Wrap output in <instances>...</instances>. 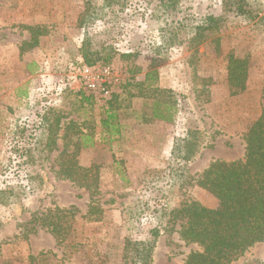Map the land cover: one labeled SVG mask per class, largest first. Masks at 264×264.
<instances>
[{"label":"rangeland","instance_id":"rangeland-1","mask_svg":"<svg viewBox=\"0 0 264 264\" xmlns=\"http://www.w3.org/2000/svg\"><path fill=\"white\" fill-rule=\"evenodd\" d=\"M156 3L129 0L124 13L82 23L101 0H0V189L21 191L16 203L0 204V264H130L125 237L146 239L156 216L162 228L152 264H183L190 251L200 249L170 230L167 214L158 210L168 212L189 200L216 206V199L194 179L215 159L241 157L242 135L264 110V21L227 14L199 42L189 41L190 33L182 36V43L170 47L155 65L158 86L171 89L176 99L172 120L153 116L156 97L129 98L119 91L120 132L112 140L99 127L104 102L91 96L85 100L89 95L75 82L81 43L88 37L96 46L112 47L108 64L122 74L120 90L131 82L133 65L139 70L133 79L141 80L153 57L149 43L158 35L149 19ZM177 10L175 17L218 15L220 0H180ZM29 27L40 33L34 46H29ZM229 53L247 58L246 87L235 95L226 82ZM124 89L137 91L134 85ZM47 108L56 110L52 119L63 116L50 147L44 144L49 130L42 114ZM69 120L77 132H65ZM188 127L204 130L205 146L188 165L191 178L181 186H166L172 142ZM24 152L30 163L28 181L19 158ZM63 162L97 164L99 189L92 193L62 178L58 169ZM90 202L101 209L100 219L85 216ZM55 206L71 212L64 219L70 229L62 244L28 223L34 214ZM250 259L264 260V242L233 264Z\"/></svg>","mask_w":264,"mask_h":264},{"label":"trees","instance_id":"trees-1","mask_svg":"<svg viewBox=\"0 0 264 264\" xmlns=\"http://www.w3.org/2000/svg\"><path fill=\"white\" fill-rule=\"evenodd\" d=\"M156 5L149 15V19L156 25L157 37L150 44L153 54L151 63L141 80H134V74L139 70L134 65L129 68L131 82L121 88L129 98L156 97L153 116L160 120H172L176 106V99L171 89L158 86L159 74L155 65L165 59L168 49L182 43L184 37L190 33L189 41L199 42L203 35L216 30L223 22L224 16L233 14L246 19L257 18L264 21V7L260 0H220L221 13H212L175 17L180 0H156ZM129 0H101L100 7L90 9V15L82 19V23L96 19H104L108 14L124 13L129 7ZM177 13V12H176ZM172 17V18H171ZM174 17V18H173ZM190 17V18H189ZM32 32L31 43H37L35 27H29ZM184 36V37H182ZM95 47V48H94ZM80 52L82 66L108 64L114 53L110 45L96 46L87 37L82 40ZM132 54H127L131 56ZM247 79V58L229 53L226 64V82L230 95L245 90ZM134 85L137 91L124 88ZM165 92V98H159V93ZM90 100V96L84 97ZM119 93L109 96L101 109L99 127L102 133L111 138L119 133L118 115ZM163 107V110L159 106ZM162 111H166L165 114ZM56 114L54 108L44 110L43 121L48 124L49 136L44 143L54 146L60 130L62 115ZM167 114V115H166ZM47 116V117H46ZM77 132L76 123L69 120L64 130ZM65 133L63 134V136ZM244 142L243 155L232 160L215 159L211 161L194 179V183L211 194L216 200L215 207H207L196 200L185 201L179 207H173L168 212L161 208V214H167L170 230H176L185 243H194L199 250L190 251L184 258L183 264H233L248 248L256 243L264 242V110L246 128L242 135ZM111 140L110 138L108 139ZM206 134L203 129L188 127L185 135L174 138L169 151V161L172 163L167 172L166 186L183 185L189 178L188 165L196 159L205 146ZM42 144V143H41ZM27 153L26 149H24ZM20 155V162L24 164L22 170L27 181L31 178L30 163L26 156ZM24 167V168H23ZM59 175L72 184L96 192L99 189V166L91 163L87 166L73 163H61ZM21 195L19 187L0 189V204L16 203ZM92 202V201H91ZM88 204L85 216L96 220L101 217V209ZM71 212L68 209L54 207L34 214L29 220L31 226H39L47 230L58 244L67 239L70 224L66 219ZM162 215V216H163ZM161 216V215H160ZM161 216V217H162ZM158 216L155 225L149 229L146 239L138 240L125 237L124 249L129 255L130 264H152L160 229L162 228ZM178 226V229L176 228ZM2 221L0 220V227ZM247 264H264V260L250 259Z\"/></svg>","mask_w":264,"mask_h":264},{"label":"built area","instance_id":"built-area-1","mask_svg":"<svg viewBox=\"0 0 264 264\" xmlns=\"http://www.w3.org/2000/svg\"><path fill=\"white\" fill-rule=\"evenodd\" d=\"M75 71L76 85L96 101L103 103L120 91L122 74L110 64L81 65Z\"/></svg>","mask_w":264,"mask_h":264},{"label":"crops","instance_id":"crops-1","mask_svg":"<svg viewBox=\"0 0 264 264\" xmlns=\"http://www.w3.org/2000/svg\"><path fill=\"white\" fill-rule=\"evenodd\" d=\"M134 98V97H133ZM101 129V128H100ZM119 132H120V125H119ZM119 134V133H118ZM118 134L115 136V137H118ZM107 136H109V135H107ZM114 138V137H113ZM113 138H111L112 140H114ZM108 139V138H107ZM106 138H105V140H107ZM80 165H84V166H87V165H89V164H83L82 162L81 163H79ZM216 202H217V200H216ZM217 205V204H216ZM2 227V226H1Z\"/></svg>","mask_w":264,"mask_h":264}]
</instances>
